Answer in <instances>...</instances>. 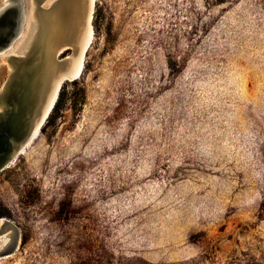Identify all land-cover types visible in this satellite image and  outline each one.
Instances as JSON below:
<instances>
[{"label": "rangeland", "instance_id": "rangeland-1", "mask_svg": "<svg viewBox=\"0 0 264 264\" xmlns=\"http://www.w3.org/2000/svg\"><path fill=\"white\" fill-rule=\"evenodd\" d=\"M56 3L63 58L83 14ZM93 25L82 76L0 172L20 230L0 264H264V0H96Z\"/></svg>", "mask_w": 264, "mask_h": 264}, {"label": "water", "instance_id": "water-1", "mask_svg": "<svg viewBox=\"0 0 264 264\" xmlns=\"http://www.w3.org/2000/svg\"><path fill=\"white\" fill-rule=\"evenodd\" d=\"M8 1L0 8V55L9 51L25 24L22 13L28 0ZM43 1L35 0L39 24L30 48L24 54L6 57L11 72L0 90V135L6 136L4 141L8 145L5 149L0 146V172L22 154L36 129L40 132L55 108L63 84L79 79L83 71L69 68L72 58L79 53L76 46L71 54L59 58L73 45L69 37L57 35L47 44L48 19L58 3L48 8ZM8 230L10 241L0 250V257L14 253L19 246L20 230L12 220L5 218L0 232Z\"/></svg>", "mask_w": 264, "mask_h": 264}, {"label": "bare ground", "instance_id": "bare-ground-1", "mask_svg": "<svg viewBox=\"0 0 264 264\" xmlns=\"http://www.w3.org/2000/svg\"><path fill=\"white\" fill-rule=\"evenodd\" d=\"M46 1L47 0L43 1L44 6H45ZM8 2L9 1L6 0L4 5H6ZM66 4H67L66 7L68 9H66L65 13L68 14V15L66 14L67 15L66 19L68 20V22L71 21L70 19L72 17L76 18V16H79L80 13L83 14V17L81 18L82 20L80 18H77L78 20L80 19V22H82L81 24L83 25V27H80L81 31L77 35L78 37L76 39V44H75L77 49L79 50V53L77 56L72 58L70 66H69V68L75 69L77 71H79L82 68L83 71L80 75V77H81L83 72H84V68H85L86 52L90 48V46L92 45L93 39H94V34H95L94 25H93V18H94V10H95V5H96V0H83V1H81V0H67ZM22 14H23V21L25 22L24 27L20 31L19 37L17 39L18 42H17L15 48H13L14 46L12 47V45H14L16 42H14L11 45V47L13 49L12 51H10L11 53H3L2 54L1 57L5 58V59H6L7 55H9V54H24L30 48L32 42L34 41V39L37 35V31H38L37 25L39 24V21H38V15H37V10H36L35 0H28V2H26V5L24 7V12ZM56 19H57V21L60 22V19H58V18H56ZM56 19H55V21H56ZM64 19H65V17H64ZM77 19H75V20H77ZM77 21H76V23H77ZM74 25L72 24V26H74ZM76 27H74V28H76ZM73 35H74V33H73ZM72 37H74V36H72ZM47 39H48L47 44L48 45L51 44L52 38L49 37ZM49 90H50V88H49ZM53 91L55 92L54 89H53ZM38 128H39V126H38ZM38 132H39V130L36 129V134L34 133V136H33L34 138L38 135ZM30 143H28L26 148L23 150L22 154L26 151V149L28 148ZM4 219H5V217H0V229L2 228V225L4 223ZM7 233H8L7 231L0 232V250L3 249L5 247V245H7L8 242L10 241V238L8 237Z\"/></svg>", "mask_w": 264, "mask_h": 264}]
</instances>
